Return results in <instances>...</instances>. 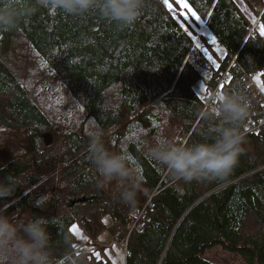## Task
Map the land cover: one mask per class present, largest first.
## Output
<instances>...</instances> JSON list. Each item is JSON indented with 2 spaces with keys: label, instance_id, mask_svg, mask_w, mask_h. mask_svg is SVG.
Listing matches in <instances>:
<instances>
[{
  "label": "trees",
  "instance_id": "obj_1",
  "mask_svg": "<svg viewBox=\"0 0 264 264\" xmlns=\"http://www.w3.org/2000/svg\"><path fill=\"white\" fill-rule=\"evenodd\" d=\"M240 1L250 15L237 0H185L224 50L223 58L213 52L219 67L205 82L202 99L193 89L202 77L189 62L194 45L163 0H145L139 20L124 29L94 11L72 16L38 0H0V11L18 16L14 26L0 27V129L28 142L23 155L0 167V180L8 174L22 180L14 198L0 201V212L47 217L57 256L70 250L79 264H114L96 243L107 216L125 236L124 264H213L205 254L216 246L244 264H264V99L252 82L259 73L264 86V37L258 30L264 27V0ZM20 45L25 53H16V64L7 54ZM30 71L45 88L42 94L60 89L70 95L85 122L102 124L105 146L127 153L139 177L134 207L113 199L115 182L96 187L98 174L87 159L89 137L59 132L61 125L48 119L35 87H24ZM224 73L221 91L239 88L252 102L242 128L244 152L222 179L174 180L146 156L144 142H152L161 128H171L175 137L168 138L177 143L202 141L208 123L199 112L210 111L208 94L220 88ZM113 82L123 86L120 98L101 121L100 103ZM251 123L258 127L248 130ZM147 202L151 208L144 207ZM74 224L94 251L76 240Z\"/></svg>",
  "mask_w": 264,
  "mask_h": 264
},
{
  "label": "clouds",
  "instance_id": "obj_2",
  "mask_svg": "<svg viewBox=\"0 0 264 264\" xmlns=\"http://www.w3.org/2000/svg\"><path fill=\"white\" fill-rule=\"evenodd\" d=\"M45 8L72 16L97 12L105 20L124 29L134 25L145 8V0H38ZM18 19L10 9L0 11V27H12ZM242 71L243 67L238 66ZM122 85L113 82L103 94L100 120L116 107ZM178 105H183L180 103ZM252 107L251 99L241 89L216 90L209 110L199 116L208 123L202 141L177 143L161 132L152 142H144L146 156L163 165L174 180L185 183L222 179L237 166L244 152L242 128ZM87 159L98 174V189L115 182L113 199L134 207L139 189V177L130 167L126 152L110 151L104 142L101 123L90 122ZM22 185L20 177L8 174L0 180V201L14 198ZM43 201L35 206L40 208ZM49 219L28 213L23 216L0 212V264H79L70 250L57 256L48 230Z\"/></svg>",
  "mask_w": 264,
  "mask_h": 264
},
{
  "label": "rangeland",
  "instance_id": "obj_3",
  "mask_svg": "<svg viewBox=\"0 0 264 264\" xmlns=\"http://www.w3.org/2000/svg\"><path fill=\"white\" fill-rule=\"evenodd\" d=\"M175 1L178 6H173V4L169 0H167V2L163 0L168 9V5H171V10H169L174 15V17L178 19V21L182 23V25L186 29L191 30V34L200 43L201 48H205L208 52V55L212 56L213 60H215L216 64L218 65L217 60L213 55V52L219 58H221L224 54V50L221 44L216 40L211 31L201 20L199 22L194 21L191 16V13L188 12L187 9L183 8L178 3V0ZM237 2L241 6L242 10L246 14L250 15L244 3L240 0H237ZM185 17H187V19H185ZM253 25L254 28L258 27V22L255 20ZM258 30L261 33V27H258ZM262 36L264 37V35ZM213 40L216 41L215 44L212 43ZM24 51L25 49L21 45L19 47L15 46L13 52L7 55H10L13 62H15L14 56L16 55V53L23 54L25 53ZM189 62L202 76L194 84L193 89L196 94H198L202 99H205V82L211 77L213 71L217 67H214L213 64L209 62L203 55V52L198 50L195 46L192 47L189 56ZM15 63L19 64L18 62ZM34 76V71H30V76L24 80V87L30 90L35 87L37 93H39L42 97L39 102L41 107L43 108L42 110L45 112L48 119L53 123L61 125L59 127V132L82 131L85 136L89 137L88 133L90 130V122L93 121V119H89L85 122L82 115V111L78 107H76L71 96L65 95L60 89L53 92V94H42L45 88H43L41 84H38V80L35 79ZM220 81L222 82L220 88L217 85L214 88L215 91L221 90L222 86L227 82V80L223 82L221 76ZM252 82L264 99V86L262 84V80L259 73L253 75ZM209 97L210 94H208V98ZM209 103H212V99L209 101ZM262 106L264 107V102ZM250 125H252V123ZM160 130L163 131V133L167 137H175V132L171 128H166L164 130L161 128ZM44 139L50 144L51 136L44 137ZM27 146L28 142L26 141L23 135L5 129H0V167L12 158L23 155L26 151ZM151 206L152 205L151 203L149 204V202L145 203L144 205V207L149 208H151ZM104 224L106 226V230L98 236L96 243L104 247V254L114 264H124L125 251L122 246V243L125 236L117 232L109 216L104 219ZM71 231L75 236L76 240L79 243L85 245V248L83 247V249L87 251H94L95 246L92 244V241L88 239V237L81 231L78 225L74 224L71 227ZM86 244H90V246H87ZM81 251L82 250L80 249V247L77 246L76 252ZM94 253L97 257L102 256V254L98 251ZM205 258L213 264H244L241 258L223 251L218 246L207 251L205 254Z\"/></svg>",
  "mask_w": 264,
  "mask_h": 264
},
{
  "label": "snow or ice",
  "instance_id": "obj_4",
  "mask_svg": "<svg viewBox=\"0 0 264 264\" xmlns=\"http://www.w3.org/2000/svg\"><path fill=\"white\" fill-rule=\"evenodd\" d=\"M165 2H167V0H165ZM178 3L185 9L188 10V12L191 13L192 18L194 19V21L199 22L201 17L197 15V13L195 11L192 10V8L189 7L188 3L185 2V0H178ZM169 9L171 10V5H168ZM185 19H187V17H185ZM185 31L188 33L190 39H191V43L200 51L203 52V55L206 57V59L211 62L213 64L214 67H219V65L216 64L215 60H213L212 56L208 55V52L205 48H201L200 43L194 38V36L191 34V30L189 29H185ZM261 34L264 35V27L261 28ZM213 44L216 43L215 40L212 41ZM222 52V50H221ZM223 58V56L221 57ZM75 230V228H74Z\"/></svg>",
  "mask_w": 264,
  "mask_h": 264
},
{
  "label": "built area",
  "instance_id": "obj_5",
  "mask_svg": "<svg viewBox=\"0 0 264 264\" xmlns=\"http://www.w3.org/2000/svg\"><path fill=\"white\" fill-rule=\"evenodd\" d=\"M221 78H222V80H223V82L226 80V78H227V74L226 73H224L222 76H221ZM221 82V81H220ZM212 99V93L210 94V97L208 98V102L207 103H209V101ZM262 124L264 125V121L262 122ZM258 126L256 125V123H252V125H250V124H248L247 126H246V128L248 129V130H250V131H252V130H255L256 128H257ZM138 214H136V216H137ZM122 246H123V248L125 249V242H123L122 243Z\"/></svg>",
  "mask_w": 264,
  "mask_h": 264
},
{
  "label": "water",
  "instance_id": "obj_6",
  "mask_svg": "<svg viewBox=\"0 0 264 264\" xmlns=\"http://www.w3.org/2000/svg\"><path fill=\"white\" fill-rule=\"evenodd\" d=\"M83 201V200H82Z\"/></svg>",
  "mask_w": 264,
  "mask_h": 264
}]
</instances>
